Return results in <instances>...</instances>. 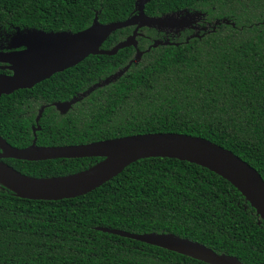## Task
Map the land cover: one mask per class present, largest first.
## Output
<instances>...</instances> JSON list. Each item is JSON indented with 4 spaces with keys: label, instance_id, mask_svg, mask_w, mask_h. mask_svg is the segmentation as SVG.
<instances>
[{
    "label": "trees",
    "instance_id": "trees-1",
    "mask_svg": "<svg viewBox=\"0 0 264 264\" xmlns=\"http://www.w3.org/2000/svg\"><path fill=\"white\" fill-rule=\"evenodd\" d=\"M137 0H0V42L14 27L75 32L123 20ZM202 14L196 35L142 26L135 47L88 54L29 88L0 95V136L15 147L65 145L144 132L203 137L254 168L264 181V0H147L146 16ZM134 25L113 30L109 49ZM153 40L167 41L145 49ZM141 53L135 59V51ZM118 76L79 94L108 75ZM70 103L60 113L53 102ZM40 115L34 121L39 108ZM101 157L1 159L47 178L87 168ZM171 233L243 264H264V224L229 182L167 157L137 159L75 197L32 200L0 184V264H206L95 229Z\"/></svg>",
    "mask_w": 264,
    "mask_h": 264
},
{
    "label": "water",
    "instance_id": "water-1",
    "mask_svg": "<svg viewBox=\"0 0 264 264\" xmlns=\"http://www.w3.org/2000/svg\"><path fill=\"white\" fill-rule=\"evenodd\" d=\"M146 1L137 0L136 13L123 20L99 23L93 17L89 26L75 32L34 29L21 32L16 27L8 47L20 46L21 48L0 51V62L5 63L6 68L11 72L9 75L0 73V95L20 88H29L51 74L76 64L88 54L112 55L124 46L135 47V36L139 27L147 26L163 31L166 30L165 27H179V29L191 27L188 18L174 16L181 11L157 17L146 16L143 13V5ZM127 25H134L128 36L109 49L100 48L110 32ZM156 44H167V41L153 40L145 51ZM140 53L136 49L135 59ZM127 66L128 64L100 82L89 86L79 95L82 96L95 86L114 79ZM75 99L77 98L53 102L52 105L63 113ZM40 111L41 107L34 118L35 122ZM38 129V125L31 126L33 137L25 147L12 146L0 136V184L18 197L32 200H58L75 197L96 188L137 159L167 157L204 167L229 182L254 209L264 224V181L257 171L230 150L203 137L180 132H144L87 143L44 146L35 144L34 132ZM94 156L101 157V159L83 170L47 178L22 174L1 160L14 158L37 161ZM95 229L158 246L206 264H243L234 256L216 253L200 243L177 237L171 233H132L102 226H97Z\"/></svg>",
    "mask_w": 264,
    "mask_h": 264
},
{
    "label": "rangeland",
    "instance_id": "rangeland-1",
    "mask_svg": "<svg viewBox=\"0 0 264 264\" xmlns=\"http://www.w3.org/2000/svg\"><path fill=\"white\" fill-rule=\"evenodd\" d=\"M174 16L180 17V18H188L190 20V26H191V28L194 29L195 33L198 29H201V30L204 29V27L198 28V25L196 24L197 21L201 18V14L199 12L181 11L179 13L174 14ZM164 29H166L170 32H176L179 29V27H165Z\"/></svg>",
    "mask_w": 264,
    "mask_h": 264
},
{
    "label": "flooded vegetation",
    "instance_id": "flooded-vegetation-1",
    "mask_svg": "<svg viewBox=\"0 0 264 264\" xmlns=\"http://www.w3.org/2000/svg\"><path fill=\"white\" fill-rule=\"evenodd\" d=\"M200 20V19H199ZM198 20V21H199ZM198 21H197V25H198ZM199 27H202V26H199L198 25V28ZM16 29V27H14V30ZM199 30V29H198ZM193 31H194V29H193ZM197 32V31H196ZM13 35V34H12ZM12 35H10L9 36V38H8V40H5L4 39V42L2 43V42H0V51H11V50H17V49H20L21 47L19 46V47H8L9 45H8V43H9V40H10V38H11V36ZM0 73H2V74H7V75H9L11 72H10V70H8L7 68H6V64L5 63H3V62H0Z\"/></svg>",
    "mask_w": 264,
    "mask_h": 264
}]
</instances>
